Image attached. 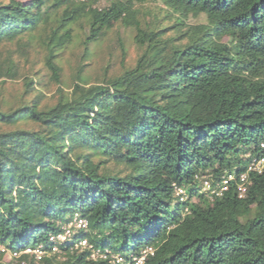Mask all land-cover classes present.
<instances>
[{
    "label": "trees",
    "instance_id": "1",
    "mask_svg": "<svg viewBox=\"0 0 264 264\" xmlns=\"http://www.w3.org/2000/svg\"><path fill=\"white\" fill-rule=\"evenodd\" d=\"M152 1L0 0V82L24 80L13 103L0 92V264H264V169L239 190L264 153V0H158L147 18ZM118 24L137 61L90 83Z\"/></svg>",
    "mask_w": 264,
    "mask_h": 264
},
{
    "label": "rangeland",
    "instance_id": "2",
    "mask_svg": "<svg viewBox=\"0 0 264 264\" xmlns=\"http://www.w3.org/2000/svg\"><path fill=\"white\" fill-rule=\"evenodd\" d=\"M7 1V0H5ZM29 1V0H22ZM108 0H98V4L105 5ZM165 6L160 1H152L144 6H142V11L147 18L152 17L151 15L159 14L160 17L163 16ZM148 12H150L148 14ZM190 22H200L203 18L190 19ZM77 32L80 33L81 30L77 28ZM135 31L124 25L118 24L115 26L101 42L94 44L91 47L90 55L85 62L88 66L85 68L83 73L84 78H86L90 83H95L100 81L105 75H112L114 73L120 72L124 67H133L139 56V49L134 42ZM11 44H5L0 46V50L9 47ZM84 54L83 46L81 45V38L77 37L75 42L69 46V48L64 52L61 63L64 69L63 79L64 83L62 85L65 91L69 92L71 90L73 79L75 75V70L80 62L82 55ZM33 66V70H37L40 74H45L43 63L41 57H37L36 54L31 55L30 65ZM41 76V75H40ZM23 79L16 80H6V83L1 84L0 82V92L3 93L5 100L13 103L16 98L23 91ZM41 90L46 94L45 102L49 104H54L56 102L58 93V85L51 81L50 75H45L42 77V85L39 86ZM76 217V216H75ZM73 223L71 226H75ZM67 227V225H64ZM71 226H68L69 229ZM149 251L150 248L146 249ZM39 253L38 249L34 250ZM34 252V253H35ZM36 253V254H37ZM10 256L7 257L10 260Z\"/></svg>",
    "mask_w": 264,
    "mask_h": 264
},
{
    "label": "built area",
    "instance_id": "3",
    "mask_svg": "<svg viewBox=\"0 0 264 264\" xmlns=\"http://www.w3.org/2000/svg\"><path fill=\"white\" fill-rule=\"evenodd\" d=\"M260 147L264 151V140L261 142ZM263 169H264V153L260 157L254 158L251 161L250 165L248 166L247 171L241 175V183H240V186H239V190H240L241 194H243L246 191V181H247V178H248V174L250 172L261 173L263 171ZM233 177H234L233 175H230L228 177V179H226L224 181L223 189H227V184H228L229 180L233 179ZM181 192H182V190H180V193ZM74 219H75V221H74L75 227H77V228H87L88 227V221L85 218H82L80 215H76V217ZM68 233H69V229L67 230L66 234H68ZM64 238H65V235H58L56 237L55 236L51 237V239H53V240L64 239ZM80 245L86 246V245H88V241L87 240H82ZM37 249L39 250L38 251L39 253L35 252L34 251L35 249L32 250L30 248H28L26 250V252H28V253L29 252H35V253H37V255L41 254L40 249L39 248H37ZM56 250H57V248H54V251H56ZM93 256L95 257V255H93ZM142 259L143 258H140L138 260L137 264L141 263Z\"/></svg>",
    "mask_w": 264,
    "mask_h": 264
}]
</instances>
